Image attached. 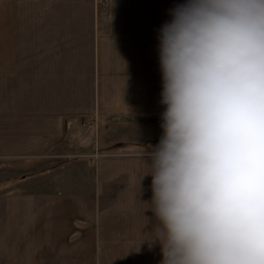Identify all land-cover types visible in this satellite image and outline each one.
<instances>
[{"label":"crops","instance_id":"0c3cea01","mask_svg":"<svg viewBox=\"0 0 264 264\" xmlns=\"http://www.w3.org/2000/svg\"><path fill=\"white\" fill-rule=\"evenodd\" d=\"M183 2L0 0V180L48 167L89 125L103 149L90 181L0 189V264H162L145 174L166 108L159 29ZM112 128L152 144L113 150Z\"/></svg>","mask_w":264,"mask_h":264},{"label":"clouds","instance_id":"9594fccd","mask_svg":"<svg viewBox=\"0 0 264 264\" xmlns=\"http://www.w3.org/2000/svg\"><path fill=\"white\" fill-rule=\"evenodd\" d=\"M170 16L145 174L162 264H264V0H184Z\"/></svg>","mask_w":264,"mask_h":264},{"label":"rangeland","instance_id":"374dc122","mask_svg":"<svg viewBox=\"0 0 264 264\" xmlns=\"http://www.w3.org/2000/svg\"><path fill=\"white\" fill-rule=\"evenodd\" d=\"M94 127V125H89L86 128L87 130L85 135L73 136L70 140V147L62 149L59 152V155L52 158L48 167H33L29 169H23L22 171L21 169H16V172H18V174H15V176L2 178L0 180V189L7 187V189L11 191H22L21 188L31 190L45 187L51 188L54 186L55 188H57L56 192H58L64 189L66 179L84 177L89 181L92 180L95 177L94 163L96 161V156H101L96 152L103 150L98 146V141H100L99 134L95 136ZM143 127V125L137 124L133 126L132 129L140 130ZM105 132H107L108 134H117L114 137L116 146L113 148V150L128 151L143 149L147 146L150 147L152 144L150 142L140 143L127 140V138H125L122 134H118L120 133V128H112ZM91 151H93L91 154L93 157L83 155L84 153H89ZM103 155L107 156L111 154ZM47 182H49L50 184H45Z\"/></svg>","mask_w":264,"mask_h":264}]
</instances>
